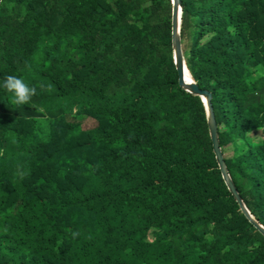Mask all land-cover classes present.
<instances>
[{"label":"trees","instance_id":"obj_1","mask_svg":"<svg viewBox=\"0 0 264 264\" xmlns=\"http://www.w3.org/2000/svg\"><path fill=\"white\" fill-rule=\"evenodd\" d=\"M180 6L188 75L211 94L227 172L264 228V0ZM171 8L0 0V85L37 90L16 106L0 87V264H264L204 105L179 87Z\"/></svg>","mask_w":264,"mask_h":264},{"label":"water","instance_id":"obj_2","mask_svg":"<svg viewBox=\"0 0 264 264\" xmlns=\"http://www.w3.org/2000/svg\"><path fill=\"white\" fill-rule=\"evenodd\" d=\"M171 45H172V55L175 65V69L178 74V84L181 89L192 95L200 97L206 112L207 127L209 132V137L212 144V150L215 156V160L218 169L221 173L223 182L225 183L229 193L234 198L235 202L239 206V209L248 219L250 224L257 229L264 236V228L250 215L249 211L245 207L241 197L237 193L230 177L227 172L225 162L223 160V155L219 147L218 132L215 122V117L213 109L211 106V94L206 90H200L194 81L188 75L185 63L182 56V48L180 42V15L181 6L180 0H171Z\"/></svg>","mask_w":264,"mask_h":264},{"label":"clouds","instance_id":"obj_3","mask_svg":"<svg viewBox=\"0 0 264 264\" xmlns=\"http://www.w3.org/2000/svg\"><path fill=\"white\" fill-rule=\"evenodd\" d=\"M0 87H3L11 94V103L16 106L29 104L32 97L37 93L35 87H30L23 81V79L14 75L7 76ZM75 235L76 234L73 233V236Z\"/></svg>","mask_w":264,"mask_h":264},{"label":"rangeland","instance_id":"obj_4","mask_svg":"<svg viewBox=\"0 0 264 264\" xmlns=\"http://www.w3.org/2000/svg\"><path fill=\"white\" fill-rule=\"evenodd\" d=\"M259 76H261V74H260V73H256L255 77H259ZM261 96H262V92H259V93L253 98V101H255V102L260 101V100L262 99ZM93 126H94V122H92L91 120H83V121H82V128H83V129H88V128H91V127H93ZM225 155H226V156H230V155H232V153H231L229 150H227Z\"/></svg>","mask_w":264,"mask_h":264}]
</instances>
